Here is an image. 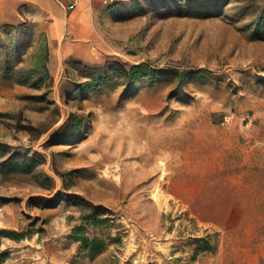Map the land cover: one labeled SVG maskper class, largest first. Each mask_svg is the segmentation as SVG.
Masks as SVG:
<instances>
[{
    "label": "rangeland",
    "instance_id": "obj_1",
    "mask_svg": "<svg viewBox=\"0 0 264 264\" xmlns=\"http://www.w3.org/2000/svg\"><path fill=\"white\" fill-rule=\"evenodd\" d=\"M98 1L74 57L0 26L1 264H264V0Z\"/></svg>",
    "mask_w": 264,
    "mask_h": 264
},
{
    "label": "crops",
    "instance_id": "obj_2",
    "mask_svg": "<svg viewBox=\"0 0 264 264\" xmlns=\"http://www.w3.org/2000/svg\"><path fill=\"white\" fill-rule=\"evenodd\" d=\"M98 0H0V26L30 21L49 37L64 57L94 37L92 21Z\"/></svg>",
    "mask_w": 264,
    "mask_h": 264
},
{
    "label": "trees",
    "instance_id": "obj_3",
    "mask_svg": "<svg viewBox=\"0 0 264 264\" xmlns=\"http://www.w3.org/2000/svg\"><path fill=\"white\" fill-rule=\"evenodd\" d=\"M176 72H164V71H159V70H154L152 68H150L149 66L146 65H138V66H134L132 67L130 70H123L122 72V76L128 81V82H132L137 78H153V77H162L164 75H174ZM59 135V133L57 134ZM1 147V145H0ZM40 156L38 154H35V156L33 158H28V157H17V156H10L9 158H7L6 160L0 162V168H8L9 171H13L14 166H23L25 167V172L29 173L30 166L34 165V162L37 158H39ZM3 153L0 152V159H3ZM75 199H79L78 197H75ZM36 203H40V202H47V200L45 198H36L34 200ZM11 235L18 237L19 238V234H17L16 232H9V231H5V230H1L0 231V240L2 237H10ZM83 242V246L85 248V250L89 253L90 257H93L99 253H101L100 249H99V240L95 239V240H89L88 238H85L82 240ZM7 258V254H3L0 257V264L1 262L4 261V259Z\"/></svg>",
    "mask_w": 264,
    "mask_h": 264
},
{
    "label": "built area",
    "instance_id": "obj_4",
    "mask_svg": "<svg viewBox=\"0 0 264 264\" xmlns=\"http://www.w3.org/2000/svg\"><path fill=\"white\" fill-rule=\"evenodd\" d=\"M110 0H105L106 3H108Z\"/></svg>",
    "mask_w": 264,
    "mask_h": 264
}]
</instances>
